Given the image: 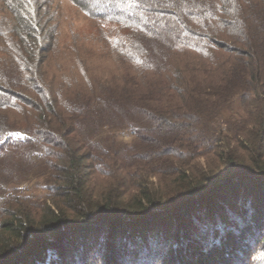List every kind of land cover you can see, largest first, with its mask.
Returning <instances> with one entry per match:
<instances>
[{
  "label": "trees",
  "instance_id": "trees-1",
  "mask_svg": "<svg viewBox=\"0 0 264 264\" xmlns=\"http://www.w3.org/2000/svg\"><path fill=\"white\" fill-rule=\"evenodd\" d=\"M5 1L0 264H246L259 229L264 264V0H104L125 71L88 83L50 75L40 7Z\"/></svg>",
  "mask_w": 264,
  "mask_h": 264
},
{
  "label": "rangeland",
  "instance_id": "rangeland-1",
  "mask_svg": "<svg viewBox=\"0 0 264 264\" xmlns=\"http://www.w3.org/2000/svg\"><path fill=\"white\" fill-rule=\"evenodd\" d=\"M25 1L27 0H23L21 7L24 12H27ZM32 1L34 6L40 7L39 10L44 15V23L51 27L54 33L53 48L47 62L50 75L56 73L61 80L66 82L71 79L77 82L82 81V83L102 78L121 77L122 72L125 71V65L118 60L117 39L129 30L104 17L105 14H111V10L104 7V0ZM16 3H20V0H15V6L19 7ZM13 23L14 17L7 1L0 0V45L6 42V39L2 38L4 33L8 37L11 36ZM5 48L9 49V45ZM120 138L124 142L131 141V136L127 133L121 134ZM20 189L31 200L47 196V192L37 180L22 184ZM224 196L229 195L224 193ZM259 231L260 229L253 233L249 244L251 253L247 255L249 261L246 264H253L257 257L254 251L259 245ZM163 241L165 242L162 237H155L148 245L149 251L158 255L157 258L163 257L167 250ZM101 247L102 242L97 245V250L94 252L95 256L92 259L94 262L97 261V257L100 259L101 254L98 253L102 252ZM263 257L261 256L260 260L264 261ZM161 261L165 264L164 260H159Z\"/></svg>",
  "mask_w": 264,
  "mask_h": 264
}]
</instances>
